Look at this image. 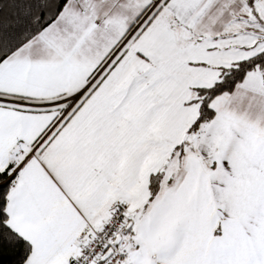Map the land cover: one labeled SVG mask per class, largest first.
<instances>
[{
  "label": "snow or ice",
  "instance_id": "snow-or-ice-1",
  "mask_svg": "<svg viewBox=\"0 0 264 264\" xmlns=\"http://www.w3.org/2000/svg\"><path fill=\"white\" fill-rule=\"evenodd\" d=\"M0 264H264V0H0Z\"/></svg>",
  "mask_w": 264,
  "mask_h": 264
}]
</instances>
